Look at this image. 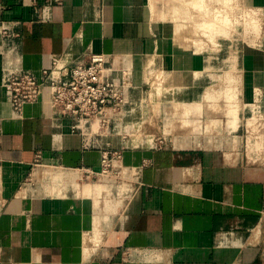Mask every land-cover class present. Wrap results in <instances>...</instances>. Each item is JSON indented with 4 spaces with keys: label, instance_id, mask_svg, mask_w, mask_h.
<instances>
[{
    "label": "crops",
    "instance_id": "1",
    "mask_svg": "<svg viewBox=\"0 0 264 264\" xmlns=\"http://www.w3.org/2000/svg\"><path fill=\"white\" fill-rule=\"evenodd\" d=\"M0 1L13 33L0 37V264H264V155L245 158L236 131L200 144H141L171 126V103L200 104L187 91L212 86L201 80L210 75L182 89L171 80L175 90L158 105V126L133 130L126 149L119 137H103L120 150L115 165L135 176L119 207L99 206L106 181L81 188L82 168L101 171V151L83 147L73 121L54 112L46 94L15 114L2 85L14 70L40 78L53 55L75 64L103 52L114 56L116 73L121 57L132 67L138 100L148 66L220 72L210 64L213 54L174 47L170 26L151 16L149 0ZM254 6L264 9V0ZM250 58L248 85L264 89V52L250 50ZM146 108L136 120L145 121ZM185 120L188 138L203 131L197 119Z\"/></svg>",
    "mask_w": 264,
    "mask_h": 264
},
{
    "label": "rangeland",
    "instance_id": "2",
    "mask_svg": "<svg viewBox=\"0 0 264 264\" xmlns=\"http://www.w3.org/2000/svg\"><path fill=\"white\" fill-rule=\"evenodd\" d=\"M231 1H233L234 5L232 13H229L227 15V19L230 20V26L226 28L227 30L230 29V32L225 31L226 29H224V33H222V30H220L219 33V27L218 30L215 29V27L214 29L216 31H214L212 28L213 31L211 32L210 28V33L208 31L206 32L207 34L205 33V31H200L203 30L202 27H200L201 29L196 28V30L198 29V32H195V29L193 30L192 28V21H198L201 18L203 20L204 18L207 19L208 12L211 13L212 17V14L220 11L221 7L224 8L223 6L225 5V3L223 2V0H209V2H211L210 4H208L209 6H207V8L205 7L204 9H200L199 13L195 15H193L195 10H193L194 8L192 7L193 9L191 8L192 12L190 10L191 14H188V19L187 17L185 18L183 16H179V18L177 16V18L172 19L174 13H172V11L168 9L169 6H171V2H168V0H154V12L151 8L152 6L150 5L151 0L149 1L148 5L152 10V17L158 16L160 13L159 17H157V21L165 22L170 26L174 47L182 48L184 50L186 49L185 51H189L192 53L198 52L199 54L208 53L214 55L217 53L219 54L222 62L217 64L216 62H211V60L215 61L214 59L210 60L211 65H219L218 69L221 70L220 72H210L211 66L209 65L205 66L201 70H192V73L188 71V74H191V76H188V74L185 73L187 72V70H180L176 72L174 70H164L165 74H167V78L165 80L166 86L169 87L172 93L174 88H170L173 87V82L171 80H175L174 82L176 84V87L182 89L183 87L191 84L195 78H200V76L204 73H207L210 76H204L203 78H201V80L204 79L205 81H210V83L213 85L208 87V90L207 88L203 87H194L187 91L188 93L190 92L188 94L190 101H198L201 102L200 104L189 105L190 103L183 104V102H174L172 105L171 103L170 105L172 107V112L174 113L171 126L169 128L168 125L166 127L161 126V129H164V133L157 134L155 137H144L145 142L146 140L152 139L153 144L154 142L158 144L160 140H163L164 137H167V139L164 138L166 139V142L168 141V138H173L172 140L173 143L175 141V144H200L202 143L201 140L205 139L206 136L213 133L232 135L233 132L236 131V134L242 136V154L245 158L249 160L250 157H254L256 155H264V142H262L261 144L259 141V139L264 138V89L259 88L257 85H248L252 84V80H254L253 76H255L254 74H250L248 72L252 70L249 66L251 65L250 50L264 52V9H260L254 6L257 3L256 1V3H248L246 0ZM219 5H221V7ZM205 9H207L208 11L206 12ZM161 11L165 15H162ZM181 12L183 13V10H181ZM191 15L195 16V19ZM193 44L198 45H194L196 49L193 48ZM241 68L244 70L238 71L241 70ZM195 71L197 73L194 74L193 72ZM228 73H234L236 75L233 78V80L235 79V83L232 84L235 88L232 92H234L233 94L235 95H233V98L230 99L222 95V91H224V88L227 87V90H229L228 88H233V86L228 87V79H230L226 77ZM147 74L151 75L152 71H146L145 77ZM161 74H163V72L161 73L160 71L155 70L156 78H159ZM184 74H186L187 76ZM182 75L185 76V78ZM237 76L239 78H236ZM183 81L185 83H182ZM161 88V84L158 83L156 85V92L160 94V92L162 91ZM144 90L146 89L144 88ZM209 92L211 94L213 93V97L210 99L207 97V94L208 96L211 95L209 94ZM171 96L172 95L170 93H166L165 99L162 100H171ZM159 103L155 104L156 107H151L149 108V110L148 108H146L145 110V116L147 118L145 119L143 124L148 129V133H152L158 126L155 118L159 115ZM188 105L192 107L194 113ZM198 111H200L201 113ZM194 114H198V116ZM233 114H236V117L238 118V121L235 122L237 126L235 125L233 127L235 130L231 126L227 125L229 122L228 120L233 117ZM190 118H195L198 121L201 120L200 122L203 131L200 134H196L195 136L188 138V135L193 133V131H191V126L186 125L188 124V122L185 119H188L190 121ZM161 123L162 122H160V125ZM255 143H257V145H255ZM119 160L120 156L113 157L110 161V166L107 167L105 173H100L94 178L88 179L86 181L81 180V188L88 183L96 182L100 184L103 181H106L104 183L106 185L103 187L99 197V206L102 205L104 207H110V205H113L117 207L120 203V200L123 199L124 196L131 195L134 190L133 180L135 176H133V171L130 169L128 170L127 168L122 169L121 163L115 165V161ZM97 243H99V241Z\"/></svg>",
    "mask_w": 264,
    "mask_h": 264
},
{
    "label": "built area",
    "instance_id": "3",
    "mask_svg": "<svg viewBox=\"0 0 264 264\" xmlns=\"http://www.w3.org/2000/svg\"><path fill=\"white\" fill-rule=\"evenodd\" d=\"M4 11L5 5L0 1V37L3 39L13 35L4 25ZM103 12L102 7L98 9V14ZM218 58L217 53L211 57L214 60ZM114 60L110 54L89 52L85 62L70 64L67 56L53 55L51 66L41 70L40 78L30 70L20 69L9 72L2 81L15 114H21L24 104L35 102L46 94L54 112L73 121L72 129L82 135L83 147L101 151V171L98 173L90 168H82L81 180L105 173L112 158L119 157L120 150L126 149L125 141L132 136L133 130H139L143 125L142 120L135 119L136 113H142L146 107H156L155 104L165 99L166 93L172 94L166 86L167 74L164 69L148 66L146 71H152V74H147L143 80V95L138 100L134 99L132 67L121 57V66L116 73ZM155 70L163 74L156 78ZM158 83L162 87L160 94L156 92ZM111 136L121 139L120 150L112 149L110 140H103V137ZM150 141L141 144L157 146ZM160 141L162 145L167 144L164 138Z\"/></svg>",
    "mask_w": 264,
    "mask_h": 264
},
{
    "label": "bare ground",
    "instance_id": "4",
    "mask_svg": "<svg viewBox=\"0 0 264 264\" xmlns=\"http://www.w3.org/2000/svg\"><path fill=\"white\" fill-rule=\"evenodd\" d=\"M150 1V0H149ZM248 3H254L255 1L256 2H258L257 0H246ZM168 2H171V6H169V10H171L172 11V13H174V15H173V17H172V19H174V18H177V16H178V18H179V16H183V17H187V19H188V17H189V15L188 14H191L190 13V10H191V12H192V9L193 10H195V12H194V14L193 15H195V14H198L199 13V11H200V9H204L205 7L207 8V6H209L208 4H210L211 2H209V0H168ZM223 2L225 3V5L224 4H222V5H224L223 7L224 8H222L221 7V5H219L220 7H221V9H220V7H219V9H220V11H217V12H215L214 14H212V17H211V13L210 12H208V14H207V19H205L204 17V20L201 18V19H199L198 21L196 20H194L195 19V16H192V17H194V21H192V28H193V30L195 29V32L197 31L198 32V29L196 30V28H200V27H202V29L203 30H200V31H202V32H204L205 31V33L206 32H208L209 31V33H210V30H211V32L214 30V31H216L215 29H217L218 30V27H219V30H218V32L220 33V30H224V29H226L227 27H229L230 26V20L229 19H227V15L229 14V13H232V10H233V5H234V3H233V1H231V0H223ZM255 2V3H256ZM150 5L152 6L151 8H152V10H153V8H154V10H155V7H154V5H155V3H154V0H151V3H150ZM183 5V6H182ZM226 6V7H225ZM180 7H182V8H180ZM193 7V8H192ZM151 8H150V10H151ZM192 8V9H191ZM167 9V10H168ZM214 9V8H213ZM151 10V11H152ZM154 10H153V12H154ZM181 10H183V13L181 12ZM206 10V12L208 11L207 9H205ZM216 10V9H215ZM196 11H198V12H196ZM187 12V13H186ZM161 14L162 15H165L164 13H162V11H161ZM166 14H167V12H166ZM205 14V13H204ZM159 15H160V13H159ZM158 15V16H159ZM201 15H203V14H201ZM206 15V14H205ZM152 16V15H151ZM155 16V15H154ZM161 17V16H160ZM167 17V16H166ZM162 18H163V16H162ZM165 18V17H164ZM181 18V17H180ZM186 19V20H187ZM186 24V23H185ZM216 27V28H215ZM211 28V29H210ZM212 28H213V30H212ZM215 28V29H214ZM201 29V28H200ZM205 29H207V30H205ZM210 29V30H209ZM192 31V30H191ZM221 31V32H222ZM225 31H228V32H230V29H226ZM193 32V31H192ZM189 33V32H188ZM208 33V34H209ZM222 33H224V31L222 32ZM227 33V32H226ZM207 34V33H206ZM217 34V33H216ZM187 35V34H186ZM209 37V36H208ZM204 39V38H203ZM205 40V39H204ZM185 42V41H184ZM197 44V43H196ZM196 44H193V48H195L196 49V47L194 46V45H196ZM183 45H185V44H183ZM182 45V46H183ZM196 46H198V45H196ZM194 49V50H195ZM194 71V70H193ZM184 72V71H183ZM199 72V71H198ZM186 74H188L189 72H188V70H187V72H185ZM190 73H192L191 71H190ZM194 74L195 73H197L196 71L195 72H193ZM186 74H184V75H186ZM191 76V74H188V76ZM183 76V75H182ZM182 76H181V78H182ZM187 76V75H186ZM194 76V75H193ZM229 76V77H228ZM236 75L233 73V74H227L226 75V77L227 78H230V79H228V81H229V85H228V87L230 86V87H232L233 85L232 84H234L235 83V79L233 80V78L235 77ZM184 78H185V76H183ZM183 78V79H184ZM192 78V77H191ZM226 78V79H227ZM236 78H239L238 76L236 77ZM180 80H182V79H180ZM185 80V79H184ZM186 81H187V78H186ZM188 81H189V78H188ZM238 81V80H237ZM179 82H181V81H179ZM182 83H185L184 81L182 82ZM181 84V83H180ZM209 88H207V90H208ZM226 89V90H225ZM229 90H227V87L226 88H224V91H222V95L224 96V97H227V98H233L232 96L233 95H235V94H233L234 92H232L235 88H234V86H233V88H228ZM231 90V91H230ZM209 94H211L210 92H209ZM218 95V94H217ZM207 97L210 99V98H212L213 97V93L211 94V95H209L208 96V94H207ZM215 100V99H214ZM189 106V105H188ZM200 106V105H199ZM190 107V106H189ZM191 108V110H193L192 109V107H190ZM189 109V108H188ZM200 109H201V107H200ZM190 110V111H191ZM198 110V109H197ZM197 110H196V112H197ZM201 111V110H200ZM200 111H198V112H200ZM193 113H194V110H193ZM201 113V112H200ZM199 113V114H200ZM233 113V112H232ZM231 113V114H232ZM254 118V117H253ZM258 118V117H257ZM238 118L236 117V114H233V117L229 120V122H228V126H231L232 128L236 125V121H238L237 120ZM201 120H199V122H200ZM199 122H197V123H199ZM209 122V121H208ZM195 123V122H194ZM201 123H199V125H200ZM197 126L196 128L198 129V127H200V126ZM237 126V125H236ZM192 128H195L194 126H192ZM234 129V128H233ZM194 130V129H193ZM199 130H201V128L199 129ZM205 130V129H204ZM261 142H264V139H262L261 140ZM249 146V145H248Z\"/></svg>",
    "mask_w": 264,
    "mask_h": 264
}]
</instances>
